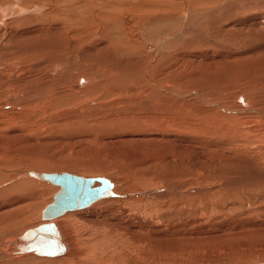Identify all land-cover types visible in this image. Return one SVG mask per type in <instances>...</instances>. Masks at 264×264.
<instances>
[{
	"label": "rangeland",
	"instance_id": "1",
	"mask_svg": "<svg viewBox=\"0 0 264 264\" xmlns=\"http://www.w3.org/2000/svg\"><path fill=\"white\" fill-rule=\"evenodd\" d=\"M261 29L264 0H0V188L56 169L133 194L56 219L79 264L264 262ZM19 187L0 264H67L6 247L59 190Z\"/></svg>",
	"mask_w": 264,
	"mask_h": 264
},
{
	"label": "water",
	"instance_id": "2",
	"mask_svg": "<svg viewBox=\"0 0 264 264\" xmlns=\"http://www.w3.org/2000/svg\"><path fill=\"white\" fill-rule=\"evenodd\" d=\"M39 176L60 185V190L42 211V218L47 222L30 228L23 234L24 245L19 248V252H35L43 256L61 255L66 247L60 239L56 223L50 220L67 210L83 208L116 194L112 190V182L105 177H85L71 172L43 173ZM97 181L100 182L99 185H96Z\"/></svg>",
	"mask_w": 264,
	"mask_h": 264
},
{
	"label": "bare ground",
	"instance_id": "3",
	"mask_svg": "<svg viewBox=\"0 0 264 264\" xmlns=\"http://www.w3.org/2000/svg\"><path fill=\"white\" fill-rule=\"evenodd\" d=\"M35 2V1H34ZM154 4V3H153ZM168 5V4H167ZM211 7V6H210ZM22 8V7H21ZM256 8V7H255ZM17 13V12H16ZM23 13V12H22ZM22 17V16H21ZM163 17V16H162ZM166 20V19H165ZM150 21V20H149ZM160 21V20H159ZM12 22V21H11ZM150 24H152V23H150ZM15 25V24H14ZM158 25V24H157ZM252 28H253V30H252ZM257 27L255 26V25H251V28H247V31L248 30H252V31H255V30H257L256 29ZM37 29V28H36ZM235 30V29H234ZM262 31H264V29H261V30H259V31H257V32H253L255 35H256V37L258 36L259 38V40L261 39V40H264V38H262V37H264L263 35H262ZM156 32H160V31H156ZM180 32V31H179ZM245 33V32H244ZM245 35H246V33H245ZM179 36V35H178ZM11 38V37H10ZM24 38V37H23ZM230 38V37H229ZM245 40H247V39H245ZM244 40V41H245ZM234 41V40H233ZM29 42V41H28ZM54 42V41H53ZM229 42V41H228ZM263 42L264 41H261V42H259V44L253 49L254 51H256L257 49H259V47L260 46H262V45H264L263 44ZM230 43V42H229ZM43 44H44V42H43ZM237 44H239V43H237ZM243 44V43H242ZM235 45H236V43H235ZM234 45V46H235ZM45 46V45H44ZM237 46V45H236ZM235 46V47H236ZM239 46V45H238ZM30 47H32V46H30ZM29 48V47H28ZM37 48V47H36ZM42 49H43V47H42ZM101 50V49H100ZM248 50V49H247ZM38 51V50H37ZM124 51V50H123ZM251 51V50H250ZM259 51V50H258ZM249 52V50L246 52V53H248ZM246 53H244V54H242L243 56L246 54ZM238 57H240V58H242V56L240 55H238ZM60 61V60H59ZM58 62V61H57ZM59 64H61V62H58V63H56V65H59ZM65 65V64H64ZM52 69H55V68H52ZM68 72V71H67ZM134 77V76H133ZM86 79H88V78H86ZM91 79H92V77H91ZM84 80V79H83ZM224 80V79H223ZM79 82H81L80 80H78ZM14 82V81H13ZM252 82V81H251ZM4 83V82H3ZM17 83V82H16ZM12 84V83H11ZM18 84H20V83H18ZM79 85V84H78ZM22 86V85H21ZM80 86V85H79ZM78 86V87H79ZM23 88V87H22ZM26 90V89H25ZM163 90V89H162ZM164 90H167V89H164ZM163 90V91H164ZM178 90V89H177ZM195 90V89H194ZM27 91V90H26ZM179 91V90H178ZM109 92V91H108ZM165 92V94L167 93L166 91H164ZM168 92H170V91H168ZM248 92V91H247ZM251 92V91H250ZM249 92V93H250ZM163 93V92H162ZM248 93V94H249ZM252 93V92H251ZM250 93V94H251ZM173 94V93H172ZM187 94V93H186ZM247 93H246V95H248ZM250 94H249V97H250ZM169 96V95H168ZM167 96V97H168ZM171 96V95H170ZM169 96V97H170ZM175 96V95H174ZM203 96H205V95H203ZM252 96V95H251ZM172 97V96H171ZM246 98V97H245ZM243 96H239L238 97V100H239V103H240V105H241V109H243V111H248L251 107H250V105H249V103L247 102V100L245 99ZM248 98V97H247ZM174 99H177V97H175ZM212 100V99H211ZM8 102V101H7ZM10 102V101H9ZM176 102V101H175ZM222 102V101H221ZM250 102V101H249ZM11 103V102H10ZM181 103V102H180ZM8 105H9V103H7ZM156 104V103H155ZM178 104V103H177ZM220 104V103H219ZM46 105V104H45ZM48 105V104H47ZM252 105V104H251ZM10 106H13V105H10ZM245 109H244V108ZM13 108H14V106H13ZM256 108V107H255ZM46 109V108H45ZM15 110V109H14ZM16 110H17V108H16ZM27 110V109H26ZM256 111H257V113H259L258 111H260L258 108L256 109ZM13 112V111H12ZM235 112V111H234ZM261 113V112H260ZM263 113V112H262ZM26 114V113H25ZM231 114H232V112H231ZM262 116H263V114H262ZM261 116V117H262ZM259 117V116H258ZM237 118V117H236ZM261 119H263V118H261ZM257 120V119H256ZM258 120H260V119H258ZM238 121V120H237ZM245 121V120H244ZM248 121V120H247ZM263 121V120H262ZM240 122V121H239ZM239 122L238 123H235L234 125H239ZM113 123V122H112ZM257 123V122H256ZM249 124V123H248ZM247 124V125H248ZM255 126H257V125H255ZM241 127V126H240ZM259 127V126H258ZM264 127V126H263ZM236 128V127H235ZM238 128V127H237ZM254 128V127H253ZM253 128H251V129H253ZM246 129H247V126H246ZM260 129V128H259ZM242 130V129H241ZM250 130V129H249ZM260 131V130H259ZM262 132H264V131H262ZM12 133V132H11ZM226 133V132H225ZM243 133V132H242ZM250 133V132H249ZM244 134H246L245 132H244ZM248 134V133H247ZM256 134V133H255ZM9 135V134H8ZM15 135V134H14ZM11 136V135H10ZM236 136V135H235ZM248 136H249V134H248ZM253 136V135H252ZM243 137V136H242ZM255 138V137H254ZM260 138V137H259ZM258 138V139H259ZM264 138V137H263ZM253 139V138H252ZM3 141V140H2ZM2 143V142H1ZM0 143V144H1ZM36 168H38L37 166H36ZM43 168V167H42ZM19 171V170H18ZM62 172H69V171H64V170H62V171H57L56 169L55 170H53V169H51V170H25V171H19V173L18 174H20V177H25V178H30V179H33V180H30V179H25V180H23V182H20V183H17V184H14V185H9V186H7V187H3V185H1L2 186V188H0V195H2V194H4L6 191H13V190H11L12 188L14 189V188H16V187H19V186H23V185H28V184H30V185H33V181H34V179L35 180H37V181H39V182H48V183H51V184H53V185H56V186H58L59 187V190H60V185H58V184H56V183H53L52 181H49V180H47V179H45V178H43L42 176H39L40 174H46V173H62ZM78 175V174H77ZM82 176V175H81ZM19 177V176H18ZM86 177V176H85ZM99 177H105V178H107V179H109L111 182H112V184H113V188H112V190H113V192L116 194V195H110V196H107V197H104L105 198V201H106V198H109V197H121V198H127V197H130L131 195H133V194H130V193H128V194H122V189L119 187H117L115 184L116 183H114L113 181H112V179H110L108 176L106 177L105 175L104 176H99ZM36 182V181H35ZM100 184V182L99 181H97L96 182V185H99ZM27 187V186H26ZM116 187V188H115ZM20 188V187H19ZM6 190V191H5ZM58 190V191H59ZM57 191V190H56ZM57 191V192H58ZM124 191V190H123ZM146 191H143V193H145ZM139 193V192H138ZM141 193V192H140ZM36 194V193H35ZM137 194V193H136ZM146 194V193H145ZM148 194V193H147ZM12 195V194H11ZM134 196V195H133ZM25 197V196H24ZM17 198H20V197H17ZM31 198V197H30ZM104 198H101V199H104ZM121 198H118V199H121ZM25 199V198H24ZM54 199V198H53ZM101 199H99V200H101ZM111 199V198H110ZM99 200H97L98 202H99ZM108 200V199H107ZM21 201H23V200H21V199H18V200H16L15 198H13V200L11 199V200H7V199H4L3 200V198H0V204H2L1 206H0V217L1 216H4V215H8V214H11L14 210H17V209H19V208H22V207H20V206H13V205H15V204H19ZM25 201H26V199H25ZM97 201H95L96 203H97ZM95 202H93V203H95ZM102 203L104 202L103 200L101 201ZM107 202V201H106ZM25 203V202H24ZM93 203H91L90 205H92ZM21 204V203H20ZM100 204V203H99ZM27 205H29V204H27ZM90 205H88V206H90ZM98 205V204H97ZM13 207V208H10V209H7L8 207ZM25 206V205H24ZM29 206H31V205H29ZM36 206V205H35ZM88 206H86V207H88ZM93 206H94V204H93ZM86 207H83V208H86ZM24 208V207H23ZM83 208H78V209H72V210H67L65 213H63V214H61V215H59V216H57V217H54V218H52L50 221H53V222H55L56 223V225H57V229H58V231H59V235H60V239H61V241H62V243H64V245H65V247H66V250H65V252L63 253V254H61V255H57V256H46V257H51V258H54V257H60L61 259L62 258H64L65 256L66 257H68L67 258V260L66 261H68L67 262V264H79V262L78 261H76L77 259H75V256H76V254H75V252L73 253H70V254H68V255H66L67 253H68V251H69V249H68V245H67V243H66V241H65V238H64V234H63V232H62V228L60 229V227H59V225L57 224V222H56V219L58 218L59 219V217L60 216H62V215H64V214H66L67 212H69V211H74V210H76V212H74V214L75 213H79V214H77L78 215V217L80 216V215H83V216H85L86 215V211H88V210H86L85 209V211L84 210H81V211H77V210H79V209H83ZM37 209V208H36ZM24 210V209H23ZM20 211V210H19ZM43 211V210H42ZM42 211H40L41 212V218H42ZM21 213V212H20ZM71 213V212H70ZM22 216V215H21ZM5 217V216H4ZM24 218H25V216H24ZM10 219V218H9ZM14 220H16V219H14L13 218V220L12 221H14ZM18 220V219H17ZM21 220V219H20ZM23 220V219H22ZM21 220V221H22ZM28 221V220H27ZM1 222V221H0ZM44 222H47V221H45V220H43V218H42V221H41V224L42 223H44ZM8 223V222H7ZM23 223H24V221H23ZM63 224V223H62ZM28 225V224H27ZM39 225H40V223H39ZM103 225V224H102ZM38 226V225H37ZM13 227V226H12ZM36 227V226H35ZM117 227V226H116ZM115 227V228H116ZM14 228V227H13ZM32 228H34V227H32ZM7 229V228H6ZM26 229V228H25ZM24 229V230H25ZM29 229H30V227H29ZM110 229V228H109ZM27 230H28V228H27ZM26 230V231H27ZM26 231H24L22 234H20V235H18V236H16L15 238L13 237V238H10L9 239V241H8V243L6 244V247H14V251L11 253V254H13V255H15L16 257L18 256V257H21V255L23 256H25L26 255V257H27V253H34V254H36L35 252H19V248L22 246V245H24V242H23V240H22V236H23V234L26 232ZM16 233V232H15ZM15 233L13 234V235H15ZM18 234V233H17ZM66 235V234H65ZM13 249V248H12ZM71 249V248H70ZM166 253V252H165ZM12 255V256H13ZM32 255V254H31ZM37 255V254H36ZM38 256H43V255H38ZM61 256H63V257H61ZM43 257H45V255L43 256ZM25 260H26V258H24ZM59 259V258H58ZM23 261V260H22ZM233 262H235V261H233Z\"/></svg>",
	"mask_w": 264,
	"mask_h": 264
}]
</instances>
